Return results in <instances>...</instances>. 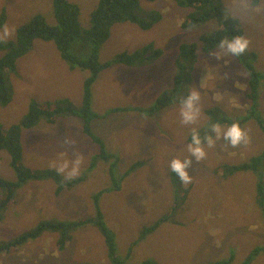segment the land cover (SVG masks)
Instances as JSON below:
<instances>
[{"label":"rangeland","instance_id":"rangeland-1","mask_svg":"<svg viewBox=\"0 0 264 264\" xmlns=\"http://www.w3.org/2000/svg\"><path fill=\"white\" fill-rule=\"evenodd\" d=\"M68 1L79 7V21L86 28L96 0ZM221 1L225 15L238 20L243 36L249 41L245 61L264 72V0L257 3L254 0ZM141 10L144 14L156 11L161 19L146 31L131 23L115 25L100 49V62L149 43L166 53L165 56L139 68L114 65L103 71L92 87V110L101 115L92 125L96 135L107 141L113 154L119 152L123 156L127 151L134 161L147 163L143 170L125 179L121 192L101 198L104 219L116 233L117 254L127 264H142L147 258L157 264H209L229 256L232 250L235 263L240 264L255 247L264 244V222L255 202L258 178L251 172L228 177L223 172L224 167L242 164L264 153V129L255 120L242 122L241 127L248 137L246 144L233 148L220 140L212 149H206L204 161L197 163L191 157V165L186 170L192 177L191 183L185 185L178 180V198L171 195L177 190L170 186L168 162L177 152L188 155L183 150L191 127L197 128L203 136L208 123L199 120L193 126H182L178 118L165 121L158 114L150 117L147 113L160 92L175 85L181 90L189 86L175 78L178 46L182 43L201 45L199 37L221 25L212 20L192 30H183L181 25L192 10L180 8L172 0H141ZM2 11L6 19L0 27V37L5 29L9 32L7 37L1 38L3 40H13L17 28L37 14L48 24L55 23L50 0H0V13ZM219 51L218 48L209 53L197 51L198 56L188 63L191 69L199 67L197 80L189 72L185 79L192 80L201 91L202 113L211 111L219 117L216 119L227 118L234 122L246 118L248 110H255L256 117L264 122V87H260L254 103L257 109H254L247 97V81L251 77L248 78L237 57H230L227 64L224 60L217 61L215 56ZM5 76L12 84V96L10 104L0 108V123L8 128L21 121L31 101L47 109H52L58 99H67L74 107L81 106L82 84L87 72H70L52 41H34L32 50L17 62L15 72L5 73ZM201 84L206 86L200 89ZM116 108L125 111L106 115ZM202 118L211 117L203 115ZM21 143L27 166L54 169L50 164L57 157L63 155L74 160L80 156V174L97 147L83 135L82 122L74 116L59 117L53 124L41 121L32 129L23 130ZM257 175L263 179L264 187V163ZM0 176L13 178L6 153L2 151ZM105 176L103 170L94 171L78 189L60 198L53 196L52 182L30 181L17 192L14 203L0 222V239L9 238L42 220H76L92 214L90 196L95 188L104 187ZM174 202L179 209L170 214ZM158 220L163 222L157 231L131 247L138 239L140 225ZM56 239V234L48 233L18 250L1 253L0 264H111L103 238L93 226L73 232L62 250ZM250 264H264V252Z\"/></svg>","mask_w":264,"mask_h":264},{"label":"trees","instance_id":"trees-1","mask_svg":"<svg viewBox=\"0 0 264 264\" xmlns=\"http://www.w3.org/2000/svg\"><path fill=\"white\" fill-rule=\"evenodd\" d=\"M53 6L54 24L46 22L42 15H34L31 20L20 25L15 31V38L12 41L0 40V106L5 107L11 102L12 89L5 73L10 74L16 70V62L19 58L27 54L33 46L35 40L52 41L55 44L61 59L68 66L69 71L80 70L87 72V77L82 84L81 106L74 107L67 99L55 100L52 109L43 108L38 103L32 101L29 103L27 112L23 115L18 124L9 126L7 129L0 124V151L6 152L8 165L14 173V179L9 180L0 177V217L8 209L17 192L30 181L46 182L50 181L54 185L53 196L55 198L63 194L74 192L83 183L88 180L92 172L106 173L105 185L101 189L95 188L90 196L92 204V214L76 220H42L32 229L19 235L14 241L9 243L0 242V254L10 252L12 248H21L29 242H33L44 234H56L57 246L60 250L64 249L71 240L72 233L87 226H93L100 232L104 245L107 249V255L111 264H127L120 258L117 248L116 233L108 226L104 219V213L101 208V198L105 194H116L121 192L125 179L132 176L138 170H143L147 163L140 160L134 161L130 167L119 152L110 150L107 141L101 139L93 130V123L101 118V115L92 110L93 93L92 87L98 76L105 70L114 65L124 67H142L144 64L156 63L159 58L165 56L161 49H154L153 43L137 47L133 50H126L116 54L111 59L101 63L99 53L102 45L109 39L111 29L118 24L131 23L143 31L149 30L159 20L161 16L156 11H150L144 14L141 10V0H96L93 10L89 14L88 25L82 27L79 21V7L68 0H50ZM152 2L154 0H145ZM180 8L191 9L192 11L185 17L182 23L183 30H192V27L208 23L215 20L218 29L203 34L199 37L200 48L195 43H182L178 47V55L175 61V68L180 76L187 70L188 62L194 61L198 56L197 51L210 52L221 39L235 35H244L239 27L237 19L225 15V8L221 0H172ZM257 3V0H254ZM6 19L4 11L0 13V27L3 26ZM245 55L237 58L248 73V98L254 104L259 97L260 87H264V72L258 71L249 61H245ZM177 75V77L179 76ZM178 81V79H176ZM175 87L160 92L152 107L148 110V115L157 113L162 108L169 106L171 97L174 98L177 92ZM124 109L116 108L109 110L106 115L115 112H124ZM208 115L216 119V115L208 111ZM63 116H74L82 122V133L91 143L96 145V151L88 157V164L83 167L82 174L72 179H66L64 175L57 174L56 170H40L33 166L26 167L23 159V147L21 143V133L23 130H29L39 124L41 121L47 124H53L57 119ZM104 116V115H103ZM215 116V117H214ZM255 120L262 129L264 122L260 117H256L255 110H248L246 118L238 122ZM221 122L230 124V119H222ZM125 153V152H124ZM124 155V154H123ZM262 161V162H261ZM264 163V153L252 157L249 161L239 165L224 167V175L231 176L239 172H251L258 179L256 183L257 196L256 205L261 213V220L264 222V187L263 179L257 175L258 169ZM102 169V170H99ZM177 178L174 173H170V186L177 191H172L171 195L178 196L179 190ZM176 206H178L176 204ZM175 214V213H174ZM158 220L152 225H140L138 239L131 247L145 240L161 224ZM3 243V244H2ZM17 248V249H18ZM264 252V244L255 247L240 264H250L251 261L260 253ZM235 255L231 250L229 256L209 264H236ZM142 264H157L150 258L145 259Z\"/></svg>","mask_w":264,"mask_h":264},{"label":"clouds","instance_id":"clouds-1","mask_svg":"<svg viewBox=\"0 0 264 264\" xmlns=\"http://www.w3.org/2000/svg\"><path fill=\"white\" fill-rule=\"evenodd\" d=\"M8 35H9V32L7 29H5V31L3 33V37H0V40H3L1 38L7 37ZM177 35H179V33ZM187 35H188V33L185 32L184 36L187 37ZM4 41H12V40H4ZM35 41H43V40H35ZM43 42H45V41H43ZM33 45H34V42H33ZM197 47L200 48V45H197ZM248 47H249V41L247 38H245L242 35H235V36L226 37L224 39H221L218 42V44L216 45V48L220 49V51L216 53L215 59L217 61L224 60L225 64H227L229 62L230 57L239 58L243 54L245 55V53L248 50ZM32 48H33V46H32ZM178 53H179V51L177 50L176 58H177ZM207 53H209V52H207ZM27 54H25V55H27ZM58 54H59V52H58ZM24 56H22L21 58H23ZM21 58H19V59H21ZM19 59L17 60V62L19 61ZM60 59H61V57H60ZM17 62H16V66H17ZM198 70H199V67H197V69H194V68L191 69L188 66L187 70L181 76L179 74H176L177 71H175V78L178 79V82L181 83V81H185L184 86L186 84H189V86H185L182 90L177 89V92L175 93L174 98L171 97V100H170L171 104H169V106L162 108V110L160 112L152 113V115H150V117H152V116H155L158 114L159 117L165 121H174L175 118H178L179 124L182 126H193V125L197 124V122L199 120L200 121L203 120V121L208 123L207 128H206L203 136L201 135V132L199 130H197V128L191 127V131L187 136V142L188 143L186 145V148L183 150V151H186L188 153V155L182 156L180 152H177V153H175V158L171 159L168 162L167 167H168V170L170 171V173H174L175 176L178 177L177 181L180 180L185 185L191 183V181H192V177L189 176L188 172L186 171L187 168L190 167V165H191V159H190L191 157H194L197 163L204 161L207 157L206 149H212L216 145L217 141H220V140H223V142L225 144L230 145L233 148L239 146L242 143L246 144L248 142L247 134L244 131V129L241 127V125L238 121H234L230 124H227V123L221 122V120L225 119V118L214 119L213 117L208 115V113H207L208 111H206V110H203V113H202V110H201V100H202L201 91L197 90V84H195L192 80L185 79V74H187V72H189L197 80ZM10 74H12V73H10ZM177 75H179V76L177 77ZM10 85L12 87V84H10ZM205 86H206L205 84H201L200 89H203ZM247 87H248V81H247ZM181 91H183L185 94L181 95ZM214 98H218V97H214ZM175 103L177 104L176 107L174 106ZM7 106H5V107H7ZM28 106H29V104H28ZM28 106L25 110V113L27 112ZM5 107L0 106V108H5ZM203 115L204 116L207 115V117H209V118L211 117V118L210 119L202 118ZM216 117L219 118L217 116V114H216ZM5 129H7V128H5ZM4 153H6V152H4ZM6 157H7V154H6ZM122 160H124V162H126L128 164V165L124 166L125 170H127L130 167V165L134 162V160L132 158V154L127 155V151L124 153ZM23 163L26 167H28L25 164V162H23ZM81 164H82V157H80V156H77L76 159H74V160H69V159L65 158L63 155H61V156L57 157L55 160H53L51 162L50 166L56 170L57 174H62L65 176L66 179L70 180V179H72V178H74L80 174ZM7 165H8V157H7ZM8 167H9V165H8ZM9 169H10V167H9ZM10 171L12 172L13 178H9V180H13L15 178L14 173L11 169H10ZM170 173H169V175H170ZM105 178H106V176H105ZM175 184H177V183H175ZM176 197L178 198V196H175V198ZM14 201L15 200L13 199V201L9 205L8 209L0 217V222L3 220L5 213L7 211H9V209H10L11 205L14 203ZM178 209H179V207L176 206V202H174L169 213L174 214V213H176V211ZM152 224L153 223L147 224V225L150 226ZM34 226H31V227L24 229V230H20L19 232H16L13 236H11L9 238L0 239V242L1 241H4L3 243L12 242L19 235H21L24 232L29 231ZM157 229L153 233H155L157 231ZM153 233H151V235ZM40 238H38V239H40ZM29 243H31V242H29ZM133 243H135V242H133ZM17 248L16 247L12 248L10 251L20 249V248H18V249ZM127 255H129V253Z\"/></svg>","mask_w":264,"mask_h":264},{"label":"bare ground","instance_id":"bare-ground-1","mask_svg":"<svg viewBox=\"0 0 264 264\" xmlns=\"http://www.w3.org/2000/svg\"><path fill=\"white\" fill-rule=\"evenodd\" d=\"M132 36V35H131Z\"/></svg>","mask_w":264,"mask_h":264}]
</instances>
